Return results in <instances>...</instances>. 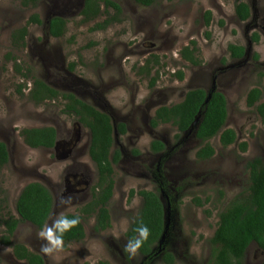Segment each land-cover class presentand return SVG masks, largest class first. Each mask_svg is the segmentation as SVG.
Masks as SVG:
<instances>
[{
	"label": "rangeland",
	"instance_id": "obj_1",
	"mask_svg": "<svg viewBox=\"0 0 264 264\" xmlns=\"http://www.w3.org/2000/svg\"><path fill=\"white\" fill-rule=\"evenodd\" d=\"M83 1L38 0L36 6H25L21 0H0V140L9 154L8 162L0 167V200L5 198L0 216L8 212L18 217L15 200L28 182L42 183L53 198L43 229L20 222L11 241L40 254L45 264H96L101 259L110 264H140L138 252L133 257L125 251V232L141 206L138 194L128 199L129 190H157L164 180L163 192L159 191L167 226L164 245L173 264H206L218 212L247 190L248 161L264 157V122L246 104L247 92L255 86L264 99V79L259 74L264 70V0H246L251 6L246 21L236 18L233 0H157L150 6L113 0L121 7L120 19L105 30H90L104 16L83 21ZM206 10L212 16L208 26ZM35 13L41 23H30L24 47L12 48L11 33ZM53 16L67 21L60 37L48 34L47 22ZM191 39L200 62L196 66L179 55ZM229 43L243 45L244 57L231 59ZM7 52L13 55L9 61L4 58ZM14 62L22 74L14 71ZM178 70L182 79L176 75ZM35 78L60 92H73L107 112L114 125L122 122L127 129L125 134L113 135L112 149H119L121 158L113 166V193L107 203L110 226L95 232L94 220L88 218L83 222V240L63 245L50 255L41 251L46 244L41 231L61 214L78 212L88 201V190L97 181L96 166L88 154L89 130L75 116L62 112V99L36 104L28 97L27 86ZM151 78H155L152 85ZM22 81L26 87L20 93L17 85ZM196 87L224 94L226 127L234 129L237 137L226 148L218 137L210 139L215 153L204 161L195 157L201 145L194 136L199 117L180 137L171 123L156 127L149 123L156 108L179 102ZM36 126H53L61 146L50 150L27 146L20 130ZM75 127L80 139L70 146ZM153 140L165 144L164 152L150 149ZM242 141L247 143L245 151L239 147ZM68 197L71 203L61 204ZM4 234L0 225V264H26L1 242ZM263 259L264 254L251 243L243 264H262ZM149 264L168 263L158 256Z\"/></svg>",
	"mask_w": 264,
	"mask_h": 264
},
{
	"label": "trees",
	"instance_id": "obj_2",
	"mask_svg": "<svg viewBox=\"0 0 264 264\" xmlns=\"http://www.w3.org/2000/svg\"><path fill=\"white\" fill-rule=\"evenodd\" d=\"M143 6H150L157 0H134ZM170 1V0H167ZM234 13L238 20L246 21L251 16V6L246 0H233ZM25 6H36L38 0H21ZM103 5V8H102ZM114 10L110 14V10ZM121 7L113 0H84L80 15L84 22L96 20L99 16H104L102 20L95 21L90 30H105L113 22L120 19ZM205 25L211 22V11L204 12ZM66 20L60 16H53L47 22L48 34L52 37H60L66 30ZM30 23L40 24L38 14H32L26 24L13 30L11 33V45L14 49L24 47V38L27 35ZM223 25V21H220ZM255 42L258 41L256 33L253 34ZM190 45L185 46L181 51L183 59L192 65L200 62L196 59L195 41L191 40ZM227 51L231 58H241L245 54L242 45L228 44ZM258 56H255L257 58ZM6 61L13 58L11 52L4 56ZM157 62V59H154ZM14 71L21 72V66L14 62ZM147 71V70H146ZM260 76L264 79V70L260 71ZM179 79L183 78L180 70L176 72ZM155 78H152L151 85ZM17 91L22 92V84L17 85ZM210 94V97H208ZM207 91L203 88H193L188 90L183 99L169 106H159L150 119V125L156 127L162 123H171L177 130V137L186 132L197 116L199 121L195 128V137L201 142L195 157L197 160H205L213 156L214 147L210 144V139L218 137L219 144L226 148L236 142V132L234 129L226 127L228 116L227 101L224 94L218 90ZM31 101L40 104L47 99L60 97L63 101L62 112L76 117L81 125L90 132V143L88 154L95 163L97 181L93 187L91 200L82 206L78 212H68L60 216L79 218V224L63 235V245L71 242H79L85 237L83 222L90 217H94L93 230L100 232L110 226L109 211L107 203L113 193V166L121 158L119 149L113 147V133L126 132L124 123L119 122L113 125L110 115L98 110L96 107L77 97L72 92H60L39 78L33 79L32 88L27 93ZM208 97V101L205 102ZM247 106L253 107L255 113L264 122V99L262 91L258 86L252 87L246 95ZM23 142L29 147H53L56 142V130L53 126H36L23 128L20 130ZM241 151L247 149V143L242 141L239 144ZM150 149L154 152L164 150V144L159 140L150 142ZM9 160L7 147L0 140V167H3ZM248 187L245 192L235 196L226 207L218 212V221L213 236L210 238V257L207 264H243L246 249L251 243H255L260 251L264 253V157H255L247 163ZM161 187L165 181L161 180ZM99 189L96 193L95 190ZM138 194L141 197V206L138 213L129 224L125 233L127 239H134L138 233L134 231L141 223L148 226L150 235L142 247L138 250L142 255L147 256L148 261L156 255L159 246H164L165 237V211L162 200L157 190L140 189L129 190L128 199ZM5 198L0 200V203ZM53 208V198L47 187L38 181L25 184L16 200L15 210L19 217L6 213L0 216V225L4 226V235L1 242L12 247L15 258L23 260L26 264H45L43 257L31 250L24 244L11 241V237L19 222L28 221L39 230L45 226ZM59 216V217H60ZM58 217V218H59ZM162 235L164 239L161 241ZM156 248V249H155ZM163 260L173 263V257L168 251H164ZM82 264H88L86 262ZM96 264H110L107 261H99ZM264 264V259L262 261Z\"/></svg>",
	"mask_w": 264,
	"mask_h": 264
},
{
	"label": "clouds",
	"instance_id": "obj_3",
	"mask_svg": "<svg viewBox=\"0 0 264 264\" xmlns=\"http://www.w3.org/2000/svg\"><path fill=\"white\" fill-rule=\"evenodd\" d=\"M32 86L28 89V91ZM27 91V92H28ZM71 197L61 200V204H70ZM79 218H67L60 216L55 219L46 230L41 231L40 236L46 241L45 245H42L41 251L45 254H51L55 251H59L63 248V235L70 231L72 228L79 224ZM138 235L134 239H129L125 245V251L131 256H135L138 250L142 247L143 243L148 240L150 230L147 225L141 223L136 229H134Z\"/></svg>",
	"mask_w": 264,
	"mask_h": 264
},
{
	"label": "flooded vegetation",
	"instance_id": "obj_4",
	"mask_svg": "<svg viewBox=\"0 0 264 264\" xmlns=\"http://www.w3.org/2000/svg\"><path fill=\"white\" fill-rule=\"evenodd\" d=\"M84 2V1H83ZM115 2V1H114ZM118 4V3H117ZM119 5V4H118ZM120 6V5H119ZM102 8H103V5H102ZM237 18V17H236ZM250 18V17H249ZM248 18V19H249ZM247 19V20H248ZM206 26V25H205ZM192 40V39H191ZM190 40V41H191ZM190 41H189V44L188 45H185V46H190ZM195 41V40H194ZM229 44H235V45H240V44H237V43H229ZM184 46V47H185ZM243 46V45H242ZM183 47V48H184ZM192 46H190V48H191ZM182 48V49H183ZM245 48V47H244ZM182 49L181 50H179V55L181 56V51H182ZM228 52V51H227ZM246 52V51H245ZM229 54V53H228ZM245 55V54H244ZM230 57V56H229ZM244 57V56H243ZM181 58H183L182 56H181ZM231 58V57H230ZM242 58V57H241ZM231 59H240V58H231ZM185 60V59H184ZM196 66V65H195ZM147 69H145L144 70V72H148V71H146ZM140 72H141V70H140ZM151 80H152V78H151ZM24 81H22V83H23ZM31 86H32V82H31ZM31 86H27L28 87V89L31 87ZM26 87V85L23 83L22 84V90L24 89ZM196 88H198V87H196ZM199 88H202V87H199ZM204 89V88H203ZM204 90H206V89H204ZM215 89H212V90H209V91H207V94L208 93H210L211 91H214ZM219 91V90H218ZM73 93V92H72ZM76 95V94H75ZM209 95V94H208ZM77 96V95H76ZM78 97V96H77ZM80 98V97H79ZM208 98V97H207ZM54 99H56V98H54ZM54 99H51L52 101H54ZM47 101V100H46ZM181 101V100H180ZM177 103V102H176ZM167 106H169V105H167ZM157 109V108H156ZM104 112V111H103ZM107 113V112H106ZM111 117V116H110ZM200 117V116H199ZM199 121V120H198ZM80 126H82L81 125V123H79L78 121H76ZM113 123V122H112ZM150 123V122H149ZM198 123V122H197ZM114 125V124H113ZM197 125V124H196ZM114 126H116V125H114ZM192 126V125H191ZM56 130V129H55ZM74 131H75V133H74V135L70 138V140L72 141V142H70V146L72 145V144H74L76 141H78L79 139H80V136H79V134L77 133V128L75 127L74 128ZM126 131H127V129H126ZM115 132H117V131H114V133ZM114 133H113V135H114ZM126 133V132H125ZM124 133V134H125ZM185 133V132H184ZM182 135V134H181ZM194 136H195V132H194ZM196 138V137H195ZM214 138V137H213ZM197 139V138H196ZM212 139V138H211ZM198 140V139H197ZM56 142H57V131H56ZM56 142H55V144H54V146L53 147H51L52 149H54V148H56V147H58V146H61L60 145V143H58L57 142V144H56ZM162 142V141H161ZM163 143V142H162ZM164 144V143H163ZM201 146V145H200ZM199 146V147H200ZM198 147V148H199ZM31 148H34L35 149V147H31ZM36 148H43V149H45V150H50L51 148L50 147H36ZM166 149V146H165V144H164V150ZM164 150H162V151H159V152H164ZM121 152V151H120ZM154 152V151H153ZM159 152H155V153H159ZM196 153V152H195ZM214 155V154H213ZM212 157V156H211ZM210 157V158H211ZM210 158H208V159H210ZM208 159H205V160H208ZM200 161H204V160H200ZM94 165H95V163H94ZM96 180H97V172H96ZM160 183H161V181H160ZM165 187V183H164V186H160V188L158 189V191H161V190H163L162 188H164ZM84 189V188H83ZM68 190H69V188H68ZM93 190H94V188H91V191H90V189L88 190V196L90 197L89 199H88V201H86L85 203H83L80 207H79V209L82 207V206H84L85 204H87L90 200H91V198H92V196H93ZM98 188L95 190V192L97 193L98 192ZM161 192H163V191H161ZM159 196H160V192H159ZM160 198H161V196H160ZM161 200H162V198H161ZM162 203H163V200H162ZM228 204V203H227ZM163 205H164V203H163ZM164 211H165V205H164ZM0 212H1V210H0ZM15 212H16V210H15ZM68 213V212H67ZM6 215V213L3 215V216H5ZM62 215V214H61ZM18 216V215H17ZM19 217V216H18ZM90 218H93V220H94V217L92 216V217H90ZM88 219V218H87ZM86 219V220H87ZM24 222V221H23ZM26 223H28V224H31V225H33L32 223H30V222H28V221H25ZM20 223V222H19ZM18 223V224H19ZM18 224H17V226H18ZM93 225H94V222H93ZM165 225H166V216H165ZM33 226H35V225H33ZM17 228V227H16ZM128 228H129V226H128ZM128 228H127V230H128ZM16 230V229H15ZM127 230H126V232H127ZM103 231V230H102ZM167 230H166V227H165V232H166ZM101 232V231H100ZM125 232V233H126ZM99 233V232H98ZM167 233V232H166ZM126 236V235H125ZM127 238V237H126ZM128 240V239H127ZM80 242V241H79ZM20 243V242H19ZM257 246V245H256ZM12 248V247H11ZM210 248H211V246H210ZM156 249V248H155ZM259 249V248H258ZM247 250V249H246ZM164 251H167V248L165 247V245L164 246H159V249L156 251V255L154 256V258L152 259V260H154L155 258H157L158 256H161L162 257V259H163V253H164ZM210 251V250H209ZM260 251V250H259ZM262 254H264L262 251H260ZM138 254L139 255H141V257H142V261L140 262V264H149V263H151V261L152 260H150V261H148L147 263H145V261H147V256L146 255H142L139 251H138ZM173 257V256H172ZM209 257H210V252H209V256H208V258H207V263H208V260H209ZM17 259V258H16ZM44 259V258H43ZM19 260V259H18ZM99 261H107V260H98L97 262H99ZM164 261V260H163ZM44 262H45V260H44ZM108 262V261H107ZM165 262V261H164ZM173 262H174V260H173ZM84 263V262H83ZM87 263V262H86ZM109 263V262H108ZM206 263V264H207ZM80 264H82V263H80ZM173 264V263H172Z\"/></svg>",
	"mask_w": 264,
	"mask_h": 264
},
{
	"label": "water",
	"instance_id": "obj_5",
	"mask_svg": "<svg viewBox=\"0 0 264 264\" xmlns=\"http://www.w3.org/2000/svg\"><path fill=\"white\" fill-rule=\"evenodd\" d=\"M208 97H210V94L208 95ZM207 101H208V98H206L205 102H207ZM198 117H199V116H197L196 119H197ZM196 119H195V121H196ZM195 121H194V122H195ZM194 122H193V124H194ZM193 124H192V125H193ZM165 227H167V226L165 225ZM163 239H164V235H162L161 241H162Z\"/></svg>",
	"mask_w": 264,
	"mask_h": 264
}]
</instances>
